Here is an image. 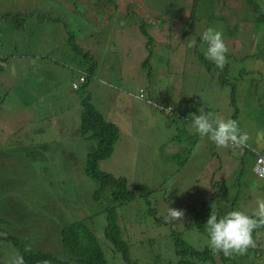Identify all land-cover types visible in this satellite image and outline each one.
Here are the masks:
<instances>
[{
  "label": "rangeland",
  "instance_id": "rangeland-1",
  "mask_svg": "<svg viewBox=\"0 0 264 264\" xmlns=\"http://www.w3.org/2000/svg\"><path fill=\"white\" fill-rule=\"evenodd\" d=\"M261 13L264 0H0V264H12L14 239L80 264L60 237L76 222L106 264H177L178 242L209 255V215L251 213L260 189L251 151L264 131ZM208 27L222 31L229 50L222 70L205 59ZM75 48L96 65L86 85L79 77L88 64ZM89 93L119 129L98 169L125 178L136 193L130 201L114 202L108 188L94 199L100 184L84 174L96 145L80 131V100ZM199 110L235 120L247 150L201 138L191 126ZM106 207H114L128 260L104 237ZM169 207L183 210V220L168 222ZM254 243L243 255L189 260L264 264V234Z\"/></svg>",
  "mask_w": 264,
  "mask_h": 264
},
{
  "label": "trees",
  "instance_id": "trees-1",
  "mask_svg": "<svg viewBox=\"0 0 264 264\" xmlns=\"http://www.w3.org/2000/svg\"><path fill=\"white\" fill-rule=\"evenodd\" d=\"M258 22L264 23V14L256 16ZM255 20V21H256ZM262 32L264 33V27ZM152 41L150 40V45ZM149 47V45H147ZM81 56L87 61L88 68L85 76L79 77V83L86 85L95 74V63L89 57L88 52H83L80 48H75ZM147 61V60H146ZM83 78V81H80ZM73 87V85H72ZM78 90V85L73 88ZM80 131L82 139L92 140L96 143L95 148L87 154L86 163L84 167V174L98 181L100 187L97 189V195L94 199L99 200L104 189H110L111 197L114 202L130 201L136 197L134 191L127 189V180L125 178L113 177L110 174L104 173L98 169V163L102 160L111 157L114 147L119 139V129L117 126L106 121L102 114L98 112L91 102L90 93L80 100ZM114 207H106L104 209L106 216V227L104 229V237L120 251L125 260L127 258L126 245L119 240L118 228L115 224ZM264 228H259L253 231V240L256 235L264 233ZM61 244L65 253L77 258L80 264H106L103 254L97 245L96 239L83 222H76L68 227L62 228L60 231ZM82 240L85 242L83 243ZM17 248V254L23 256L24 264H61L53 255L43 253H31L17 240H13ZM178 253L180 259L177 264H196L195 261L189 259H196L205 263L212 258V250H207L209 255H199L198 252L192 250L191 247L184 243L178 242ZM250 248V247H249Z\"/></svg>",
  "mask_w": 264,
  "mask_h": 264
},
{
  "label": "clouds",
  "instance_id": "clouds-1",
  "mask_svg": "<svg viewBox=\"0 0 264 264\" xmlns=\"http://www.w3.org/2000/svg\"><path fill=\"white\" fill-rule=\"evenodd\" d=\"M200 39L206 46L205 59L222 70L226 63V54L229 51L223 39L222 31L215 27H208L203 31ZM195 45L196 40L190 39L188 47L191 48ZM140 99H143L142 94ZM171 110L168 108L164 111L171 112ZM210 116L211 113L200 110L198 115H191V126L201 138L207 137L219 148L230 147L246 151L243 148L248 146L249 136L246 132L240 131L235 120L217 118L213 121ZM255 143L257 150H264V131L257 132ZM251 152L255 159L258 154H261L254 149ZM253 195L255 206L251 213L236 210L219 219L215 214L209 215L204 226L209 237V247L214 254L222 253L225 257H231L233 254L243 255L249 247H255L253 231L264 228V195L259 194L255 189H253ZM183 218V210L169 207L166 217L168 222L182 221ZM12 264H24L23 256L17 254L12 260Z\"/></svg>",
  "mask_w": 264,
  "mask_h": 264
},
{
  "label": "built area",
  "instance_id": "built-area-1",
  "mask_svg": "<svg viewBox=\"0 0 264 264\" xmlns=\"http://www.w3.org/2000/svg\"><path fill=\"white\" fill-rule=\"evenodd\" d=\"M80 81H83V78H80ZM75 86L76 84H73V88ZM243 149L247 150V147ZM253 173L257 179L264 180V154L257 155L253 166Z\"/></svg>",
  "mask_w": 264,
  "mask_h": 264
},
{
  "label": "crops",
  "instance_id": "crops-1",
  "mask_svg": "<svg viewBox=\"0 0 264 264\" xmlns=\"http://www.w3.org/2000/svg\"><path fill=\"white\" fill-rule=\"evenodd\" d=\"M256 144V143H255ZM254 150L257 152V153H261V154H264V150H257V146L254 147ZM254 160H255V156H254ZM254 174V173H253ZM260 189H258L256 192L258 193H264V180H260ZM264 233H261L259 234L257 237H260V235H263Z\"/></svg>",
  "mask_w": 264,
  "mask_h": 264
}]
</instances>
